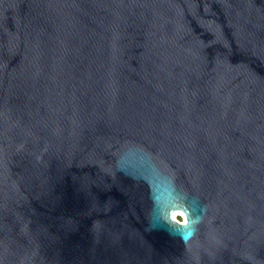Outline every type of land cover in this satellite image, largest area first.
Returning a JSON list of instances; mask_svg holds the SVG:
<instances>
[{
    "label": "water",
    "instance_id": "water-1",
    "mask_svg": "<svg viewBox=\"0 0 264 264\" xmlns=\"http://www.w3.org/2000/svg\"><path fill=\"white\" fill-rule=\"evenodd\" d=\"M0 264H264V0H0Z\"/></svg>",
    "mask_w": 264,
    "mask_h": 264
},
{
    "label": "clouds",
    "instance_id": "clouds-1",
    "mask_svg": "<svg viewBox=\"0 0 264 264\" xmlns=\"http://www.w3.org/2000/svg\"><path fill=\"white\" fill-rule=\"evenodd\" d=\"M117 167L121 170H125V171L127 170L128 165H127V157L126 156L122 155L120 157V159L117 162ZM151 175L153 178V182H155L156 177L163 175V173L158 168V166H156L154 161L151 164ZM170 182H171V180H170ZM172 183H173V187H174V182H172ZM177 192H178V190H177ZM179 198H180L181 202H183L187 208L188 203H189V198L184 196L183 194H179ZM154 199H155V193H154ZM192 203L196 204L198 202L193 200ZM201 211H203V209H201ZM202 219H203L202 215H192L190 213V210H189V219L186 222H184L183 224L175 225L174 220H173V223H170L169 218L165 217V216H161L159 218V220H157L156 210L154 207L153 210L150 212V215H149V230L154 229V228H158L160 226V224H164L167 227L172 229L173 234L179 235V236H181V238H183L185 240H189L196 234L197 226L201 223Z\"/></svg>",
    "mask_w": 264,
    "mask_h": 264
},
{
    "label": "snow or ice",
    "instance_id": "snow-or-ice-1",
    "mask_svg": "<svg viewBox=\"0 0 264 264\" xmlns=\"http://www.w3.org/2000/svg\"><path fill=\"white\" fill-rule=\"evenodd\" d=\"M176 207H179V206L177 205ZM180 214L183 215L182 212H181ZM172 219H173V220H176V212H175V210L173 211ZM185 222H186V221H185Z\"/></svg>",
    "mask_w": 264,
    "mask_h": 264
},
{
    "label": "bare ground",
    "instance_id": "bare-ground-1",
    "mask_svg": "<svg viewBox=\"0 0 264 264\" xmlns=\"http://www.w3.org/2000/svg\"><path fill=\"white\" fill-rule=\"evenodd\" d=\"M175 212H176V218H177L178 217V214H179V211H175ZM181 221H182V218H181Z\"/></svg>",
    "mask_w": 264,
    "mask_h": 264
},
{
    "label": "trees",
    "instance_id": "trees-1",
    "mask_svg": "<svg viewBox=\"0 0 264 264\" xmlns=\"http://www.w3.org/2000/svg\"><path fill=\"white\" fill-rule=\"evenodd\" d=\"M181 220V218H179Z\"/></svg>",
    "mask_w": 264,
    "mask_h": 264
}]
</instances>
